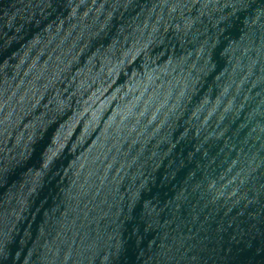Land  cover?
Segmentation results:
<instances>
[{
    "label": "water",
    "instance_id": "obj_1",
    "mask_svg": "<svg viewBox=\"0 0 264 264\" xmlns=\"http://www.w3.org/2000/svg\"><path fill=\"white\" fill-rule=\"evenodd\" d=\"M0 264H264V0H0Z\"/></svg>",
    "mask_w": 264,
    "mask_h": 264
}]
</instances>
